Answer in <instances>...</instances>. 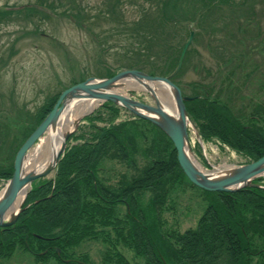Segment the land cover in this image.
Here are the masks:
<instances>
[{"label":"trees","instance_id":"obj_1","mask_svg":"<svg viewBox=\"0 0 264 264\" xmlns=\"http://www.w3.org/2000/svg\"><path fill=\"white\" fill-rule=\"evenodd\" d=\"M123 1L134 5L141 1L147 5L142 8L136 5L139 9L136 20L127 25L122 23L128 38L136 44L137 52L129 64L121 66L123 68H105L104 76L99 77L108 78L118 71L133 69L149 76L169 78L182 96L192 99L183 105L202 142H216L225 150L247 159L246 163L264 156V136L250 128L264 110L257 109L247 116L238 117L231 106L219 99L223 85L193 83L187 86L190 94L185 95L182 87L174 82L175 75L171 77L178 60V56L173 57L171 52L175 32L186 27L187 33L191 22H195L193 18H196L201 26H211L208 30L210 36L213 35V10L225 5L228 11L234 2L113 0L107 5L105 15L117 17V5ZM35 2L34 6L0 8V23L12 14L17 15L20 10L37 11L42 15L45 7H40L46 0ZM48 9L53 11L50 7ZM79 12L80 9L71 12L72 19L69 18L77 19ZM229 60L227 56L226 61ZM224 83L225 87L231 85L227 81ZM60 92L50 101L47 99L36 111L34 123L21 121L24 122L22 128H26L25 138L51 110ZM121 110L105 102L92 117L82 119L87 122L86 134L75 135L78 127L69 135L53 171V179L33 182L15 223L0 228V260L10 258L14 253H25L39 264L48 260L54 264H93L79 249L82 243L99 241L104 246L99 264H128L117 253L116 242L133 251L144 264H264V248L251 250L254 244L256 247L261 245L258 240L259 243L252 242L253 238L264 241V188H247L236 193H209L199 189L206 207L195 227L182 233L164 232L160 217L164 200L170 192L169 186L180 184L198 188L182 174L167 137L149 122L130 114L133 121L116 122ZM96 121L104 124L96 126ZM137 137L145 144L143 152L148 156L147 164L135 167V171L141 169L130 178L119 175L114 184L119 191H108L95 177L103 159L135 163L134 155L139 154L140 148L136 144ZM70 140L80 143L68 145ZM15 152H6L0 147V179L10 178ZM260 180L256 179L254 183L259 184ZM145 191L151 192L152 198L148 208L142 209L137 206L135 196ZM118 205L124 207L122 216H118ZM105 245L109 250L106 251ZM254 257H258L257 261L252 262Z\"/></svg>","mask_w":264,"mask_h":264},{"label":"rangeland","instance_id":"obj_2","mask_svg":"<svg viewBox=\"0 0 264 264\" xmlns=\"http://www.w3.org/2000/svg\"><path fill=\"white\" fill-rule=\"evenodd\" d=\"M112 2L113 0H46L40 7H45L43 16L37 11L20 10L17 15L12 14L8 20L0 23V132L2 134L0 143L3 144L0 147L6 152L11 150L14 153L23 143L26 139L24 137L26 128H22L24 122L21 121L34 123L36 111L47 99L50 101L55 94L70 87L72 82L90 77L100 79L99 76H104L105 68L115 70L134 59L137 47L128 38V32L124 30L122 23L127 25L136 20L139 14L137 6L142 8L147 5L141 1L135 5L123 1L117 5L115 13L117 17H111L105 15V9ZM232 2L234 5L231 9L228 8V11L225 5L213 10L211 18L214 31L211 36L208 30L211 26H201L196 22V18H193L195 22H191L187 33L191 31L194 34L181 66L174 74V82L182 87V93L185 95L190 94L187 86L193 83L223 85L219 99L231 106L236 116L242 117L257 109L264 110V0H232ZM26 5L34 6L36 2L35 0H0V8H17ZM49 7L53 11L49 9L47 11L46 8ZM77 9H80V12L78 18L74 19L77 22H74L70 13ZM187 13L193 16L190 11ZM186 29V27L179 28L174 34L171 41L173 57H179L181 48L187 40ZM227 56L230 58L229 61H226ZM102 64H106L105 67H102ZM81 71L83 73H80ZM225 75L227 76L223 79ZM220 81L222 84L219 83ZM224 81L230 82L231 85L225 87ZM125 84V82L119 84L115 92L148 105L153 104L145 90L126 89ZM153 86H155L153 90L159 96L162 90L159 91L156 84ZM163 93L162 97L166 98L164 100H168L167 94ZM103 103L105 102H97L90 112L74 119V123H77L76 129L79 127L75 135L81 132L86 134L87 122L82 119L92 117L93 113L100 110ZM75 104L73 103L70 110L77 106ZM118 121H133V119L125 110H121L116 122ZM95 124L102 126L104 122L96 121ZM250 128L258 130L264 136V114H261L259 120L253 122ZM73 129L74 125L70 131ZM187 130L190 154L197 163L199 162L204 172L226 170L230 168L227 166L236 167L247 162V159L225 150L216 142L207 144L200 141L196 130L194 131L190 125L187 126ZM142 133L144 136V132ZM45 135L46 133L41 140ZM145 136L150 138L146 133ZM137 138L136 144L140 148L139 154L134 155L135 163L129 164L127 160L120 159H103L95 177L108 191L114 193L119 191L114 187L119 175L130 178L141 169L135 171V167H144L147 164L148 156L143 152L145 144L139 137ZM41 140L27 153L33 151ZM77 143L80 142L70 140L68 145ZM53 173L36 181L52 180ZM259 179H261L259 185L264 186V174ZM0 180L1 191L7 180L5 178ZM30 189L31 185L29 191ZM169 190L160 217L165 228L163 231L182 233L187 229H193L206 207L203 194L199 189L182 187L180 184L173 187L170 185ZM151 198V192L145 191L137 194L135 201L138 203L137 206L144 209L148 208ZM23 203L24 201L20 206L21 210ZM116 207L120 211L118 216H122L124 207L120 205ZM257 240L261 245L256 247L254 244L251 250L264 248V241L253 238L252 242L259 243ZM103 248L99 241H89L82 243L79 250L87 254L93 264H99ZM105 248L106 251L109 250L106 245ZM115 249L128 264H144L133 251L119 242H116ZM257 258H251V261L255 262ZM0 264L39 263L32 261V257L28 254L14 253L10 258L1 259ZM40 264H54V262L48 260L47 263Z\"/></svg>","mask_w":264,"mask_h":264},{"label":"water","instance_id":"obj_3","mask_svg":"<svg viewBox=\"0 0 264 264\" xmlns=\"http://www.w3.org/2000/svg\"><path fill=\"white\" fill-rule=\"evenodd\" d=\"M192 36L193 33L189 31L187 40L181 48L176 67L171 77L174 76L180 68ZM125 81H131L142 85L144 83L150 84L152 87L154 84L163 85L173 93L172 99L176 110V117H172L165 113L153 91L154 87L145 90L153 101L152 105L130 99L123 94L121 95L112 92V90H115L119 84ZM82 100H97V102L112 103L159 129L172 144L176 162L184 177L191 185L204 192L236 193L247 188L263 189L262 186L254 183V181L264 174V156L248 164L227 168L228 170L224 171L225 174L218 178L209 177L207 174H201L196 170L192 163H190L186 154V151L190 153L188 147L187 126L190 125L194 131L195 127L190 122L183 105V103L189 102L192 99L190 97L182 96L178 87L172 84L169 78L149 76L138 70L126 69L118 71L108 78H86L60 92L51 110L27 136L14 154L11 176L0 191V193L2 191L4 192L0 197V228H5L15 223L21 211V205L15 213L9 215L7 220H5V214L14 202L17 194L24 187L27 186L30 188L31 183L46 177L49 173L54 171L62 153L64 152L65 142L69 135L76 129L77 123H74L73 130L63 134L59 149L54 156L53 164L43 171L37 174L28 172L27 174L22 175V163L27 151L41 139L48 129L51 130L57 125L66 105Z\"/></svg>","mask_w":264,"mask_h":264},{"label":"bare ground","instance_id":"obj_4","mask_svg":"<svg viewBox=\"0 0 264 264\" xmlns=\"http://www.w3.org/2000/svg\"><path fill=\"white\" fill-rule=\"evenodd\" d=\"M125 83H126L125 86L127 87L126 89L146 90L147 88L152 87L150 84H145V83L143 85L137 83H130L128 81H125ZM156 87L158 88L159 91L162 90L160 92L161 94L159 93V96L157 92H155L154 90L153 91L156 93L155 95L159 103L162 105L163 110L168 115L172 117H176V110L173 105L174 102L172 99L173 93L161 84H156ZM115 90H112V92L119 94L115 92ZM163 92L167 94L168 100H164L166 98L162 97L164 95ZM76 104L77 106L73 107V110H70V108H72L73 103L72 104L69 103L68 105H66L67 107L65 106V110L61 115V117L59 118L57 125L51 130L48 129L46 131V135L44 139L42 140L40 139L41 142L37 145V147L33 151H29L26 154L22 163V171H21L22 175H25L28 172L37 174L43 171L44 169L50 167L53 164L54 156L59 149L63 134L67 131H70V129L73 127L74 119L90 112L96 106L97 100H82L76 102ZM186 154L190 163H192L194 168L198 170L201 174H207L209 177L218 178L225 174L224 171L228 170V169L223 171L216 170L213 171L211 174L206 173L202 170V168L198 164L199 162L197 163L189 152L186 151ZM28 191H29V187L26 186L17 194L14 202L12 203V205L9 207V209L5 214V220H7L9 215L17 211L21 203L24 201L25 194ZM3 193H4L3 191L0 193V197L3 195Z\"/></svg>","mask_w":264,"mask_h":264}]
</instances>
